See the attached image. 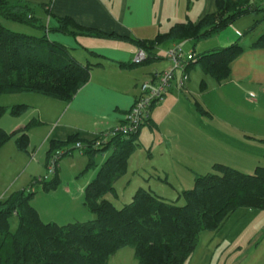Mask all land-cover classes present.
Listing matches in <instances>:
<instances>
[{"label": "trees", "instance_id": "1", "mask_svg": "<svg viewBox=\"0 0 264 264\" xmlns=\"http://www.w3.org/2000/svg\"><path fill=\"white\" fill-rule=\"evenodd\" d=\"M216 7L214 13L198 23H178L152 40H132L83 29L70 18H56L58 26L53 28L45 25L27 4L0 0V18L6 22L0 21V98L4 94L28 93L65 103L74 100L90 81L93 65L79 62L67 47L53 41L49 35L56 32L131 41L146 53L140 64L121 65L131 68L163 60V55L157 53L160 45L207 40L249 15L261 18L247 34L264 22V0H217ZM10 23L30 27L40 35L15 31ZM242 38L225 48L196 55L188 69L198 65L217 83H225L231 76L232 63L245 51ZM252 48L264 49V33ZM201 89H206L205 81ZM27 108L0 103V120L8 112L20 116ZM196 108L203 116H212L198 101ZM150 121L151 118L135 132L115 131L127 124L124 120L81 150L90 159L86 171L98 168L96 178L85 189L84 199V206L95 218L64 225L41 219L32 204L36 195L32 188L41 183L46 192L56 190L60 184L58 173L50 182L35 179L28 189L0 200V264H107L125 247L135 250L139 264H187L203 232L219 231L240 208L264 211V164L257 166L253 174L214 164L208 173L196 175L194 187L182 191L183 205L139 188L131 202L116 207L107 196L116 192L114 185L126 174L130 157L141 146L142 128ZM39 125L40 122L31 121L10 133L0 126V149L15 137L19 148L25 149L29 132ZM77 140L76 136L71 137L65 145L78 143ZM65 145L53 143L49 156ZM70 152L65 150L57 165ZM105 154L108 156L99 167L94 158ZM13 216L18 219L16 231L11 229Z\"/></svg>", "mask_w": 264, "mask_h": 264}, {"label": "crops", "instance_id": "2", "mask_svg": "<svg viewBox=\"0 0 264 264\" xmlns=\"http://www.w3.org/2000/svg\"><path fill=\"white\" fill-rule=\"evenodd\" d=\"M10 1L27 4L45 25L53 28L58 26L56 18H70L74 24L83 29L116 34L132 40H152L160 33H167L175 24L189 21L198 23L217 10V0ZM250 16L252 15L242 19L245 20ZM260 18L261 16H255L253 23ZM243 22L239 27L233 25L214 36L220 38L221 46L218 48L230 46L248 35L247 31L253 23L251 24L250 20ZM10 24L14 25V23ZM259 26L263 27L262 30L254 34ZM259 26L251 33L253 36L250 40H245V44L241 42L245 51L232 63L229 80L217 85L219 90H222L219 99L222 108L217 110L218 119L209 120L196 108V102L200 101L190 89L192 84L190 70L197 66L187 70L189 75L187 87L181 90L174 84L160 104L162 107L166 102L175 100V105L173 103L170 106L164 120L171 118L175 126L190 122L198 128L195 139L199 146L193 153V159L189 158L188 163L171 158L173 149L168 139H164L162 143L164 146L158 154L166 161L171 160V165L159 168V171H164L165 179L169 182L181 179L185 185L184 190L191 189L196 175L211 171L216 163L244 169L242 165L245 167L246 164L250 165L264 157V49L252 48L264 33V22ZM49 37L67 47L79 62L92 64L91 79L70 103L39 94H16L17 97H13L15 102H12L15 104L5 107L26 105L28 108L22 115L14 116L12 130L5 129L7 132H13L25 127L31 121H37L40 125L29 132L32 138L34 134L40 132L43 141L51 146L53 143L65 145L71 137L76 136L78 142L87 145L98 140L103 132L119 126L125 120L140 94L138 84L141 77L149 81L154 73L162 72L152 66L122 67V64H132L140 51L136 44L128 40L99 39L84 35L74 37L59 32L50 34ZM188 42L170 43L166 51L159 50L158 47L157 53L164 57L161 61L167 62L163 71L172 67L171 61L166 58V52L174 45L183 47L182 44ZM202 81L203 78L200 82L199 96L203 94ZM212 82L217 84L216 81L212 80ZM248 97L253 101H249ZM244 103L249 104V109H243ZM251 104L262 113H257L254 108L251 112ZM153 110L150 125L147 126L154 131L158 129V124L155 122ZM65 146L67 148V145ZM196 155H199L197 163ZM101 156L103 160L97 163L99 167L108 154ZM173 169H177L176 174ZM71 196L73 197V194ZM107 198L111 201L109 195ZM74 201L77 205L76 199H73ZM52 204L54 205L53 202ZM62 205L70 207V203ZM35 208L44 222H56L60 225H64L66 221L74 222L75 219L88 221L95 218L92 213L86 214L85 218L70 213L61 215L57 208L53 210L58 213L54 216V213L48 214L44 210L42 212L36 205ZM60 209L62 211L63 208ZM259 223L262 226L253 225ZM263 246L264 211L240 208L219 231H206L201 234L199 244L187 264H264ZM107 264H139V261L135 257V250L125 247L110 257Z\"/></svg>", "mask_w": 264, "mask_h": 264}, {"label": "rangeland", "instance_id": "3", "mask_svg": "<svg viewBox=\"0 0 264 264\" xmlns=\"http://www.w3.org/2000/svg\"><path fill=\"white\" fill-rule=\"evenodd\" d=\"M254 19L255 16L252 15L245 18V20H238L234 25L239 27L243 25V21L247 20H250V23L252 24ZM0 21L6 24V22L1 18ZM11 27L13 30L18 32L40 35L39 31L20 24H14L11 25ZM262 28V26H259L254 34L262 30ZM252 36L253 34L251 35V33L245 35L242 43L245 44V40H250ZM219 40V37H214L213 39L205 41L202 40L199 42L189 41L188 43L182 45L186 53L194 52L196 55H199L221 46ZM168 44L170 43L160 45L159 50L166 51L169 47ZM149 66L155 67L158 71L163 72L167 66V62L155 61L141 67ZM196 66V68H192L190 70L192 83L190 86L191 92L194 93V96L198 97L205 110L212 115L211 117L209 116L208 119L215 121L218 119L217 110L222 108V104L219 101L222 95V92L220 91L222 90H219L220 88L217 86L219 83L216 84L215 82H212V80H216L211 75L206 74L200 66ZM178 76H180V73H178ZM202 78L206 83V89L203 91V94L199 96L201 94L200 82ZM144 82H148V80L141 77L138 84L139 91L142 83ZM13 97H17L16 94L2 95L0 98L1 105L8 106L10 104H15L12 103L15 102ZM249 101L252 102L253 99L249 98ZM162 102L163 101L155 106L153 110L156 119L155 122L158 124V129L153 131L147 125L142 128L140 136L142 146L138 148L130 157L126 174L115 185L116 192L109 194V198L116 207H121L122 205L131 202L134 194L139 188L151 190L158 196L169 201L176 202L179 205H183L185 203L184 197L181 196L185 185H183L181 179L178 181L172 180V182L165 179L163 173L164 171H159V168L171 165V160L166 161V159L162 158L161 155L158 154L161 147L164 146L162 144L164 139H168L173 149L171 158L176 161H181L182 163H188L189 158L190 160L193 159V153L197 151L199 146L197 140L195 139V132H197L198 128L190 122L175 126L172 124L171 118H167L168 120L165 119V121L164 118L167 116L170 106L173 103L175 105L176 101L173 100L172 102H166L164 106L160 107ZM243 105L245 106V108H243L245 110L250 107L248 103H244ZM251 106V112H253V108L255 109V106L254 104H251ZM256 112L260 114L262 113L257 110ZM14 121V116H11L8 112L0 120V126L4 130L6 129L10 131L12 130L11 124L14 123ZM17 140L18 137L13 138L0 149V200L2 201L9 198V196L14 192L28 189L30 184L33 183L35 179L46 176L48 174V163L54 162L57 158V150L53 151V153L49 156L51 146L49 143H45L43 141V135L40 132L34 134L33 138L29 135V138L25 143V149L23 150L19 148ZM76 144L77 142L70 143L67 145V148L65 146L61 149L70 150L71 152L67 156L61 158L59 164L57 165L56 174H59L61 183L56 190L46 192L43 190V185L41 183H37L33 186L32 189L36 195L32 204L34 207L35 205L38 208L40 207L42 212L43 210L48 214L51 212L54 213V216H56L58 213H55L53 210L54 208H57L61 215L70 213L79 218H85L86 214L91 215L88 209L83 206L85 189L89 182L97 174L98 170L90 168L86 171L90 159L87 155L82 154L83 152L80 149L76 148ZM31 152L33 153L31 154ZM46 157L48 160H46ZM196 157L197 163L199 162V155H196ZM94 160L96 164H99L102 162L103 158L101 155H97ZM263 164L264 159H260V161L256 160L255 163L250 165L246 164L245 167L242 165L244 169L238 170L246 174H253L256 167ZM176 170L177 169H173L175 174ZM208 172L209 171H206L202 174H206ZM56 174L51 175L48 182L52 181ZM71 194H73V197ZM73 199H76L77 205L75 201L73 202ZM66 203H70V207H64L62 205ZM60 208H63L62 211ZM75 220L86 221L80 219ZM67 222L68 221H66L65 224H67ZM11 225L12 230L16 231L18 225V219L16 216L11 218ZM253 225L262 226L260 223ZM262 250L264 251V246L262 247Z\"/></svg>", "mask_w": 264, "mask_h": 264}, {"label": "built area", "instance_id": "4", "mask_svg": "<svg viewBox=\"0 0 264 264\" xmlns=\"http://www.w3.org/2000/svg\"><path fill=\"white\" fill-rule=\"evenodd\" d=\"M166 58L171 61L172 67L163 72L154 73L148 82L141 85L140 94L125 118L127 124L115 131L135 132L141 124L151 118L153 108L165 98L174 84L181 90L187 87L189 81L188 66L196 58V54L186 53L181 45H174L166 52ZM145 59L146 53L140 50L134 58V63L140 64ZM178 73H180V76H178ZM76 148L82 150L85 145L77 143ZM64 153L65 150L56 151V160L48 163V174L40 177V182L48 181L51 175L56 174L57 160Z\"/></svg>", "mask_w": 264, "mask_h": 264}]
</instances>
